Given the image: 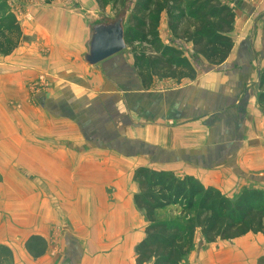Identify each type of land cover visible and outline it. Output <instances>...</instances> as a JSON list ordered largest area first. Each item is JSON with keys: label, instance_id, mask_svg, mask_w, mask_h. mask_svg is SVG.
Masks as SVG:
<instances>
[{"label": "crops", "instance_id": "crops-1", "mask_svg": "<svg viewBox=\"0 0 264 264\" xmlns=\"http://www.w3.org/2000/svg\"><path fill=\"white\" fill-rule=\"evenodd\" d=\"M250 1L258 5L243 7V24L236 17L220 66L175 38L163 13L161 42L197 75L147 87L131 52L84 62L90 24L114 18L96 0H26L12 10L22 41L0 55V247L14 264H136L146 229L134 204L139 167L193 177L230 199L264 193V0ZM49 187L60 188V238L48 210H35ZM33 237L46 243L38 258L26 248ZM183 264H264V236L208 243L199 231Z\"/></svg>", "mask_w": 264, "mask_h": 264}, {"label": "trees", "instance_id": "trees-1", "mask_svg": "<svg viewBox=\"0 0 264 264\" xmlns=\"http://www.w3.org/2000/svg\"><path fill=\"white\" fill-rule=\"evenodd\" d=\"M121 0H96L100 8ZM3 8L0 5V13ZM167 14L175 38L191 43L196 55L210 65L226 63L234 48L231 33L236 14L221 0H137L125 25L127 46L141 44L150 51L135 53V65L147 87L154 77L194 80L193 65L175 46L160 40L161 16ZM22 41V29L14 14L0 18V55L12 54ZM260 103L264 105V69L258 82ZM138 192L134 204L147 222L145 237L136 248V264H183L200 231L205 242L217 243L253 234L264 236V193L243 191L231 200L214 188H206L193 177H178L139 167L134 173ZM179 207L175 216L168 211ZM26 248L35 258L46 252L40 237L31 238ZM0 264H14L12 253L0 247Z\"/></svg>", "mask_w": 264, "mask_h": 264}, {"label": "rangeland", "instance_id": "rangeland-1", "mask_svg": "<svg viewBox=\"0 0 264 264\" xmlns=\"http://www.w3.org/2000/svg\"><path fill=\"white\" fill-rule=\"evenodd\" d=\"M25 1L26 0H0V5L3 8L2 12L0 13V18H2L4 14L10 13V12L16 16L17 12H12V10H14L16 7H19L20 6L19 4L22 5ZM44 1L48 4L54 2V0H44ZM136 1L137 0H121L117 6H115L112 3L111 5L108 6V7H112L109 10L106 11L107 7L102 9L103 14L101 16L111 12V15L114 16L115 18L119 13L125 12L127 14V19H126L127 21L128 18L132 14V10H133V7ZM221 1L224 2L226 5L228 4L229 7L233 9V11L235 12L237 11L236 17H238V23L240 24H243V21L246 19L244 18L243 14L247 15L244 13L243 7L246 8V6L251 7L252 5L254 6L258 5V1H255L254 3H252L250 0H221ZM241 9L243 10V12H241L242 11ZM262 18L263 16L262 17L260 16L254 19L259 21V20H262ZM262 32L264 33V26H262L261 29L256 31V35H259ZM253 34H255V31L253 32ZM125 51L133 53L135 57V53L150 51V49L146 45H141V44L136 43V44L127 46V49ZM48 201H49L48 203L37 204V207L35 210L37 213L41 211L43 212V214L45 213L44 212L45 209L48 210V215H49L48 228H50V230L52 231V236H56V238H60L62 237V233L66 232V223L63 220H60V188L56 189V187H53V188L49 187ZM179 212H180V208L174 207L168 211L166 216L168 215L175 216L179 214ZM142 216L143 215L139 212V215L137 218V224L139 226V228L137 229H139V231H140V223L142 222ZM145 223H146L145 224V228H146L147 227L146 220H145ZM68 241L70 242L71 238H69ZM64 258H68L66 254H64Z\"/></svg>", "mask_w": 264, "mask_h": 264}, {"label": "water", "instance_id": "water-1", "mask_svg": "<svg viewBox=\"0 0 264 264\" xmlns=\"http://www.w3.org/2000/svg\"><path fill=\"white\" fill-rule=\"evenodd\" d=\"M126 19L127 14L121 12L115 18H104L90 24L83 56L88 66L98 65L127 49Z\"/></svg>", "mask_w": 264, "mask_h": 264}]
</instances>
